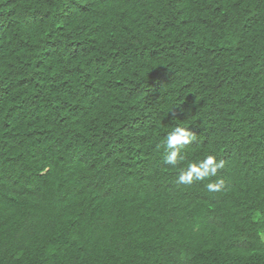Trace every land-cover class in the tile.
Wrapping results in <instances>:
<instances>
[{
	"label": "trees",
	"instance_id": "trees-1",
	"mask_svg": "<svg viewBox=\"0 0 264 264\" xmlns=\"http://www.w3.org/2000/svg\"><path fill=\"white\" fill-rule=\"evenodd\" d=\"M0 264H264V0H0Z\"/></svg>",
	"mask_w": 264,
	"mask_h": 264
},
{
	"label": "clouds",
	"instance_id": "clouds-1",
	"mask_svg": "<svg viewBox=\"0 0 264 264\" xmlns=\"http://www.w3.org/2000/svg\"><path fill=\"white\" fill-rule=\"evenodd\" d=\"M190 140V135L188 132H186L184 129L182 128H177L173 133H171L168 136L167 139V147L169 149H173V151L170 153V155L167 157L168 162L169 163H174L177 157V154L179 152V148L178 146L181 144H185L188 143ZM209 166L211 167V172L212 174H215L216 171V167H220L222 165H213V161L211 158H209L203 165V167L207 170L209 168ZM199 178V177H198ZM181 181H185L187 179H189V177L186 176H181L180 177ZM209 187H212L211 185Z\"/></svg>",
	"mask_w": 264,
	"mask_h": 264
}]
</instances>
